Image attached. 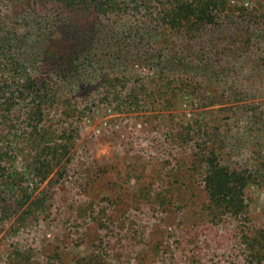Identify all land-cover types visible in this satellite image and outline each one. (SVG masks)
I'll return each instance as SVG.
<instances>
[{
    "label": "rangeland",
    "instance_id": "374dc122",
    "mask_svg": "<svg viewBox=\"0 0 264 264\" xmlns=\"http://www.w3.org/2000/svg\"><path fill=\"white\" fill-rule=\"evenodd\" d=\"M22 2L0 0V13L15 14ZM226 2L241 10L234 11L238 17L226 18L225 29L213 27L198 34L199 42L219 46L217 54L222 59L214 66L219 68L185 64L183 79L191 80V85L179 84L176 74H166L163 82L152 81L157 75L148 68L163 59L138 57L133 51L129 52L132 57L125 58L126 43L114 44L109 39L110 44L94 27H85L90 37L97 33L102 38L93 42L98 53L92 50L93 67L81 69L86 79L89 76L88 82L106 79L108 75L100 70L116 72L117 66L122 68L130 61L134 67L128 70L137 77L135 91L152 86L153 91L160 89L153 105L156 108L115 107L112 86L106 88L105 103L101 101L104 93L97 88L91 93L85 91L90 87L62 90L66 100L60 101V108L65 107L66 114L53 109L45 112V124H51L52 134L46 145L51 158L46 174H36L31 168L36 146L26 136V126L22 125V136L9 134L13 157L0 170V264H252L249 259L257 246L254 238L246 237L254 230L264 231V185L252 183L245 188L242 215L226 211L210 215L203 174L199 173L201 163L194 155L197 148L194 151L191 142L181 145L175 141L182 128L199 119L220 116L223 121L229 112L225 107L256 101L260 102L258 110H264V67L255 68L257 82L247 73L255 62L250 49L264 35V13H259L264 12V0ZM148 4L158 2L149 0ZM144 29V41L136 43L142 52L154 47L148 40L160 31L150 24ZM17 34L11 36L17 41L16 53L27 60L24 66L37 67L31 64L38 60L39 44L34 43L39 38L25 42ZM169 37V42L176 40L175 35ZM160 47L156 48L161 56L166 55L169 46ZM238 66L245 69L240 78L234 74ZM200 96L216 101L199 100ZM226 97L244 100L230 102ZM16 117L23 120L21 115ZM240 125L244 146L240 144L242 156L238 158H245L249 148L246 121L241 120ZM63 137L66 141L62 142ZM63 151L66 154L61 157ZM250 161L256 162L255 158ZM223 163L233 161L226 156ZM15 182L20 184L12 188Z\"/></svg>",
    "mask_w": 264,
    "mask_h": 264
},
{
    "label": "trees",
    "instance_id": "16d2710c",
    "mask_svg": "<svg viewBox=\"0 0 264 264\" xmlns=\"http://www.w3.org/2000/svg\"><path fill=\"white\" fill-rule=\"evenodd\" d=\"M156 1L157 5L149 6V0H23V4L15 14L6 16L0 13V123H2L0 170L3 171L13 157L11 145L7 142L8 135L17 133L22 136V133L24 134L22 125L24 124L27 129L26 136L29 137L30 143L36 146L31 168L36 171V174L47 173L46 165L48 166L51 158H48L49 149L46 150V145L52 134L51 124H45V112L53 109L59 111L61 115L66 114L64 113L67 112L65 107L64 110L60 108V101L66 100V97L62 95V90H68L70 86L90 87L85 90H89V93L97 88L101 90L100 93H104L101 98L104 103L109 96L107 89L112 86L113 96L116 99L115 107L134 106V110L148 108V106L156 108L153 105L158 101L157 93L160 89L157 87L153 91L152 86L142 87L135 91L134 84L137 77L131 74V70H128L134 67L130 61H126V66L122 68L117 66L116 72L111 69L100 70L107 74L108 78L100 77L95 83L92 80L91 84L88 82L89 76L86 79L84 76L86 72H81V69L93 67L92 50L95 55H98L93 42L99 43V39L102 40V38H97V33L90 37L86 26L94 27L99 35H104L103 39L110 44H112L110 40H113L114 44L121 41L126 43L128 47L125 58L132 57L129 52L133 51L138 57L147 55L151 59H163L158 61L157 65L153 64L148 68L157 75L152 81L163 82L166 74H176L179 84L189 82L188 85H191V80L183 79L187 73L185 64L197 63L199 68L212 67V70L219 68H214L222 59L217 54L219 46L207 45L204 40L199 42L198 34L200 35L204 30L213 29V27L218 30L225 29L228 23L224 20L230 15L235 16L234 11L241 10L226 6V0ZM257 2L260 3V1ZM220 16L223 18H219ZM241 16H246V14ZM38 17L44 20L36 21ZM40 23H45V25ZM147 24L160 31L159 34H152L155 35L152 41L148 40L149 44L155 43L154 47L142 52L136 43L144 41L145 36L142 33ZM17 33H20L19 36L25 39V42L33 43L39 38V41L34 43V45L39 44L36 46L38 51L35 54L38 60H34L31 64L37 67L29 69L26 64L24 66L27 60L22 59L21 54L16 53L15 43L17 41L11 36L18 35ZM174 35L176 40L169 42V36ZM179 42L183 43L182 49H177ZM175 43L176 46H174ZM159 45L169 46L166 55L161 56L159 48H156ZM192 49L195 50L194 53ZM41 55L43 58L39 59ZM250 55L255 62L247 73L251 74L254 83L258 81L254 77L258 73L255 68L264 67V35L259 37L257 45L251 47ZM176 60H179L178 64ZM244 70L243 66H238L234 71L235 76L240 78L245 73ZM244 79L247 80V77ZM193 85L196 86V84ZM95 99L94 96L92 101ZM207 99H211L209 103L216 101L210 96L199 97V100L206 101ZM225 100L239 102L238 100L243 101L244 98L226 97ZM145 104L149 105L144 107ZM259 104L260 102L253 101L244 106L238 104L225 107L224 111L229 110V112L223 121L220 116H214L208 120L202 118L182 128L177 133L178 135L175 134L177 144L191 142L194 151L197 148L194 155L197 163H201L199 173L203 174L202 183L210 215H217L224 211L235 216L242 215L246 206L244 203L245 188L252 183L264 185V110H258ZM246 107H249L250 111H246ZM19 115L23 117L21 122L16 117ZM241 120L246 121V136L249 139L247 142L249 148L246 147L244 153L245 158H238L242 156L240 144L244 146ZM62 130L65 132L66 129ZM62 139V142L66 141L64 137ZM54 152L57 150L55 149ZM257 153L260 157L258 159L255 157ZM65 154L66 152L63 151L60 156ZM60 156H57V159ZM226 156L231 157L233 164L223 163ZM254 158L256 162L253 163L250 160ZM244 159L250 160L244 165L242 164ZM19 173L9 172V174ZM16 183H13L12 188L20 184ZM1 192L0 203L3 196ZM1 209L4 212L8 211ZM252 233L246 238H254L253 242L257 248L255 252H252L253 255L249 260L252 264H264V231L254 230Z\"/></svg>",
    "mask_w": 264,
    "mask_h": 264
}]
</instances>
